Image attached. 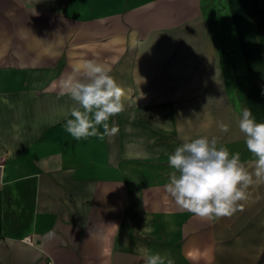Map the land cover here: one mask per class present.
<instances>
[{"label":"crops","instance_id":"0c3cea01","mask_svg":"<svg viewBox=\"0 0 264 264\" xmlns=\"http://www.w3.org/2000/svg\"><path fill=\"white\" fill-rule=\"evenodd\" d=\"M88 60L126 93L103 141L64 128ZM244 108L264 122V0H0V264H264V184L212 219L165 189L199 136L252 169Z\"/></svg>","mask_w":264,"mask_h":264},{"label":"clouds","instance_id":"9594fccd","mask_svg":"<svg viewBox=\"0 0 264 264\" xmlns=\"http://www.w3.org/2000/svg\"><path fill=\"white\" fill-rule=\"evenodd\" d=\"M62 85L79 107H72L65 131L75 140L113 137L118 127L109 120L125 111L126 96L111 73V67L88 60L75 69ZM238 126L244 134L247 150L255 157L250 170L241 162L240 153L219 146L216 137L199 136L183 142L168 155L173 171L165 185L176 205L202 219L231 216L242 210L240 202L249 199V188L264 184V122H257L248 108L238 114ZM103 132H100V128ZM222 132L229 126L220 122ZM54 234L49 232L48 238ZM144 264H173L169 253H147Z\"/></svg>","mask_w":264,"mask_h":264}]
</instances>
